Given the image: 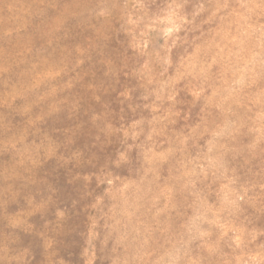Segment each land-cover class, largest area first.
I'll list each match as a JSON object with an SVG mask.
<instances>
[{"label":"rangeland","instance_id":"1","mask_svg":"<svg viewBox=\"0 0 264 264\" xmlns=\"http://www.w3.org/2000/svg\"><path fill=\"white\" fill-rule=\"evenodd\" d=\"M0 264H264V0H0Z\"/></svg>","mask_w":264,"mask_h":264}]
</instances>
